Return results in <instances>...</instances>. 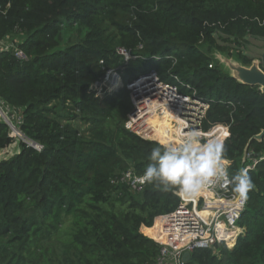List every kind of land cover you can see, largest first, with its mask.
<instances>
[{"label":"trees","instance_id":"obj_1","mask_svg":"<svg viewBox=\"0 0 264 264\" xmlns=\"http://www.w3.org/2000/svg\"><path fill=\"white\" fill-rule=\"evenodd\" d=\"M6 38L26 58L0 51V99L20 109V131L39 149L0 120V150L17 147L0 158V264L157 258L160 244L141 227L178 206L176 190L145 183L133 192L119 178L128 169L142 175L162 145L128 129L125 87L104 96L90 90L119 65L124 84L153 70L204 100L202 128H228L229 175L250 162L242 160L246 146L258 158L238 221L243 233L231 248L194 249L185 264H264V138L250 140L264 129V92L214 56L251 64L249 40H264V0H0ZM118 47L132 55L127 62Z\"/></svg>","mask_w":264,"mask_h":264},{"label":"built area","instance_id":"obj_2","mask_svg":"<svg viewBox=\"0 0 264 264\" xmlns=\"http://www.w3.org/2000/svg\"><path fill=\"white\" fill-rule=\"evenodd\" d=\"M4 50H10L18 59L26 58L15 39L1 40L0 51ZM116 51L122 58L121 62H127L132 57L130 52L122 47H118ZM122 69L123 66L119 65L105 70L90 86V90L95 96H104L125 87L129 91L131 103L126 118L127 126L136 135L164 145L178 141L182 132L192 128L199 130L205 139L217 127L226 128L228 132L227 126L221 124L214 125L208 130L202 128L208 104L194 93H184L180 91L178 85L161 81L153 70L124 84ZM179 85L189 88L188 84ZM153 116L159 121L160 136L154 133L157 125L152 124ZM21 119L19 108L10 107L0 99V120L9 126L10 136L13 138L15 136L24 138L19 128ZM29 145L39 149L35 143L31 142ZM249 160L244 167L251 169L258 158ZM225 161L227 168L229 161ZM141 177L142 175L128 169L121 174L119 181L125 183L130 191L140 192L145 184L140 182ZM175 194L179 198L178 206L168 214L157 216L154 219H157V223L153 222L156 233L149 237L160 244V249L152 264H185L183 260L185 252L214 248L218 244L233 247L238 236L243 233L238 221L246 204L243 208L237 205L229 185L218 183L209 186L191 199L185 198L179 191H175Z\"/></svg>","mask_w":264,"mask_h":264},{"label":"clouds","instance_id":"obj_3","mask_svg":"<svg viewBox=\"0 0 264 264\" xmlns=\"http://www.w3.org/2000/svg\"><path fill=\"white\" fill-rule=\"evenodd\" d=\"M226 128L217 127L205 139L197 129L181 133L178 141L154 147L144 169L141 183L176 190L191 199L209 186L224 183L231 187L233 200L240 208L246 204L254 185L249 167H241L229 175L226 168Z\"/></svg>","mask_w":264,"mask_h":264},{"label":"water","instance_id":"obj_4","mask_svg":"<svg viewBox=\"0 0 264 264\" xmlns=\"http://www.w3.org/2000/svg\"><path fill=\"white\" fill-rule=\"evenodd\" d=\"M215 58L222 65V67L238 82L249 85H257L259 87V90L264 92V71L260 67V65H264V50L262 51L260 58L253 59L249 66L242 65L232 57L219 53L215 54ZM263 138L264 129L261 130L258 134L254 135L250 140L255 139L261 141ZM247 157L256 158L255 155L251 154V152L247 150L246 146L242 155L243 162ZM189 259L190 253L185 252L183 254V260L187 262Z\"/></svg>","mask_w":264,"mask_h":264},{"label":"rangeland","instance_id":"obj_5","mask_svg":"<svg viewBox=\"0 0 264 264\" xmlns=\"http://www.w3.org/2000/svg\"><path fill=\"white\" fill-rule=\"evenodd\" d=\"M264 50V40L263 39H250L249 40V46H248V50L250 52V54L252 56H255L256 58H260L262 51ZM11 134H13L11 132ZM16 140L20 139L18 136L14 137ZM23 140H25V142L27 143H31L29 140L23 138ZM17 149V147L15 145L12 146V148L10 149H4V150H0V158H4L6 156H8L9 154L15 152Z\"/></svg>","mask_w":264,"mask_h":264},{"label":"crops","instance_id":"obj_6","mask_svg":"<svg viewBox=\"0 0 264 264\" xmlns=\"http://www.w3.org/2000/svg\"><path fill=\"white\" fill-rule=\"evenodd\" d=\"M154 223H157V219L154 220ZM151 228L154 229V225L151 226V227H145V226H142V227H141V230H142L146 235L153 237V234H154V232H155V229H154V232H153V234H152V232H149V231H148V230L151 229Z\"/></svg>","mask_w":264,"mask_h":264},{"label":"bare ground","instance_id":"obj_7","mask_svg":"<svg viewBox=\"0 0 264 264\" xmlns=\"http://www.w3.org/2000/svg\"><path fill=\"white\" fill-rule=\"evenodd\" d=\"M151 121L153 122L152 124L153 125H157V128H156V130L154 131V133H155V135H158V136H160L161 135V133H160V128L158 127L159 126V124H158V122L159 121H157V119L155 118V116H153V118L151 119ZM157 121V122H156ZM150 135V134H149ZM162 138V137H161ZM160 140H162V139H160Z\"/></svg>","mask_w":264,"mask_h":264}]
</instances>
